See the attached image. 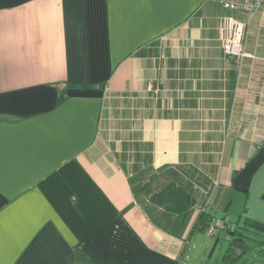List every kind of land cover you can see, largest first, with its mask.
Here are the masks:
<instances>
[{"label": "crops", "instance_id": "crops-1", "mask_svg": "<svg viewBox=\"0 0 264 264\" xmlns=\"http://www.w3.org/2000/svg\"><path fill=\"white\" fill-rule=\"evenodd\" d=\"M228 19L246 22L240 68ZM260 173L264 11L0 0V264H200L194 234L228 232ZM172 181L194 199L179 221L149 201Z\"/></svg>", "mask_w": 264, "mask_h": 264}, {"label": "rangeland", "instance_id": "rangeland-1", "mask_svg": "<svg viewBox=\"0 0 264 264\" xmlns=\"http://www.w3.org/2000/svg\"><path fill=\"white\" fill-rule=\"evenodd\" d=\"M261 185H264V173H260L256 189L246 201V195L236 200V209L224 215L228 232L217 230L214 236L205 232L194 234V248L189 252V261L193 263L194 257H203L202 264H222L232 233L238 231L244 236L248 250L239 259L246 262L255 257H264V201L262 200ZM246 203V205H245ZM222 217L223 215H217ZM200 263V264H201Z\"/></svg>", "mask_w": 264, "mask_h": 264}, {"label": "trees", "instance_id": "trees-1", "mask_svg": "<svg viewBox=\"0 0 264 264\" xmlns=\"http://www.w3.org/2000/svg\"><path fill=\"white\" fill-rule=\"evenodd\" d=\"M149 201L154 205L162 207L176 214V221L186 217L188 210L194 204L193 196L189 188H185L180 182H170L163 188L151 194ZM206 214L202 213L199 218L201 229L208 225ZM248 250L247 244L244 241V236L235 232L228 247L222 256L224 264H235Z\"/></svg>", "mask_w": 264, "mask_h": 264}, {"label": "built area", "instance_id": "built-area-1", "mask_svg": "<svg viewBox=\"0 0 264 264\" xmlns=\"http://www.w3.org/2000/svg\"><path fill=\"white\" fill-rule=\"evenodd\" d=\"M225 9L237 11L251 16L252 14L264 11V0H210ZM246 31V22L236 19H228L222 25L221 47L224 55L233 60L235 66L240 68L246 57H252L243 47V38ZM217 227L223 229V222H217ZM214 225L207 226V233L214 234Z\"/></svg>", "mask_w": 264, "mask_h": 264}, {"label": "water", "instance_id": "water-1", "mask_svg": "<svg viewBox=\"0 0 264 264\" xmlns=\"http://www.w3.org/2000/svg\"><path fill=\"white\" fill-rule=\"evenodd\" d=\"M262 199L264 200V193H263V195H262Z\"/></svg>", "mask_w": 264, "mask_h": 264}]
</instances>
